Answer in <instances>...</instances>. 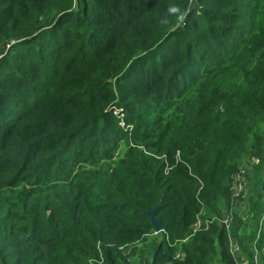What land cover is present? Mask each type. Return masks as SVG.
I'll list each match as a JSON object with an SVG mask.
<instances>
[{"label": "trees", "instance_id": "16d2710c", "mask_svg": "<svg viewBox=\"0 0 264 264\" xmlns=\"http://www.w3.org/2000/svg\"><path fill=\"white\" fill-rule=\"evenodd\" d=\"M158 204L144 264L264 248V0H0V264H126Z\"/></svg>", "mask_w": 264, "mask_h": 264}, {"label": "rangeland", "instance_id": "374dc122", "mask_svg": "<svg viewBox=\"0 0 264 264\" xmlns=\"http://www.w3.org/2000/svg\"><path fill=\"white\" fill-rule=\"evenodd\" d=\"M124 151H125V149L121 150V152H124ZM245 185H246V182H245ZM245 189H246L245 190L246 193L242 194L241 195L242 197L240 196L233 203V206H235L237 211L235 210V208H233V206L231 207V213H233L234 219H235V214L236 213L239 214V216H241V217L242 216L245 217L248 212L253 214V210L249 206V198H250V200L252 202H254L253 193L249 192L247 188H245ZM236 197H238V196H236ZM204 214H205V212H204V210H202L199 215H200L201 218H203ZM258 214L261 215V213H258ZM262 216H260V217H262ZM253 217H254V214H253ZM253 217L250 219V221L247 224H242V225L239 224L240 228L237 230V233L240 232L241 236H244V240L247 241V242H249L248 240L251 239L249 237V235H251L253 230H255V229L257 230L258 229L259 222L261 220H263V219L256 218V220L251 221L253 219ZM237 220L239 221L238 218H237ZM216 223L217 224L218 223L221 224V220H218ZM234 225H235V223H234ZM233 228H234V226H233ZM260 228H262V223L260 224ZM161 233H163V232H161ZM161 240H162V236H161L160 233H158V234L154 233L152 235H148L146 242H142V243H140L139 246H137L136 256L134 258L128 259L126 264H133L135 261H136L135 262L136 264H144L147 261L150 263V261L152 260V257H153V252H154V250H152L150 247L154 243H157V242H159ZM259 240H258V243H259ZM233 242H234V240H233ZM176 244L179 245V246H175V247H177L179 249L180 246H181V241L176 243ZM179 253H182V252L180 251ZM238 261L240 263H243V264H250L249 259L246 257V255L242 256V254H241L240 258L238 259ZM86 264H105V261L102 259V257L99 258V259H87Z\"/></svg>", "mask_w": 264, "mask_h": 264}, {"label": "built area", "instance_id": "2783aa9c", "mask_svg": "<svg viewBox=\"0 0 264 264\" xmlns=\"http://www.w3.org/2000/svg\"><path fill=\"white\" fill-rule=\"evenodd\" d=\"M244 190V186L243 185H239L238 186V193L235 196H239V193L243 192ZM248 216H245L243 219H245ZM220 219H212V220H207L205 222H202L201 220H199L195 226V230L194 232H199L201 230H206L209 228V226L214 222V221H218ZM230 223H231V218H225L224 220H221V224L224 225L227 229V231H229L230 229ZM257 243V241H256ZM254 256H255V260H254V264H258L259 262H261L262 260L264 261V248L259 249L255 246L254 248ZM179 257V255H178Z\"/></svg>", "mask_w": 264, "mask_h": 264}, {"label": "water", "instance_id": "95a60500", "mask_svg": "<svg viewBox=\"0 0 264 264\" xmlns=\"http://www.w3.org/2000/svg\"><path fill=\"white\" fill-rule=\"evenodd\" d=\"M159 208H160V204H158L152 210L146 212V214L150 217L151 224L154 227L156 234L160 232H164V226L161 220L159 219V217L157 216V212Z\"/></svg>", "mask_w": 264, "mask_h": 264}, {"label": "clouds", "instance_id": "9594fccd", "mask_svg": "<svg viewBox=\"0 0 264 264\" xmlns=\"http://www.w3.org/2000/svg\"><path fill=\"white\" fill-rule=\"evenodd\" d=\"M173 11L175 10V9H172Z\"/></svg>", "mask_w": 264, "mask_h": 264}]
</instances>
